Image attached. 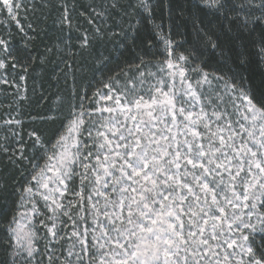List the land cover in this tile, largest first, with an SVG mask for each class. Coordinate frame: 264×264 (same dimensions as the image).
<instances>
[{"label": "snow or ice", "instance_id": "snow-or-ice-1", "mask_svg": "<svg viewBox=\"0 0 264 264\" xmlns=\"http://www.w3.org/2000/svg\"><path fill=\"white\" fill-rule=\"evenodd\" d=\"M21 7L23 0H0V14L6 12L9 19L16 20ZM194 7L218 17L219 29L194 20L197 40L185 55L175 53L180 44L155 24L164 45L161 55L167 57L159 69L167 70L164 78L145 88L154 74L141 71L145 60L137 54L139 64L121 68L103 84L106 92L94 94L96 103L111 106L88 111L85 93L55 139L40 129L30 133L46 163L34 166L33 171L39 168L32 175L35 184L23 189L17 207L27 200L31 212L42 215L36 207L39 196L52 213L50 227L43 220L39 225L53 239L58 235L55 219L71 218L74 209L92 223L72 233L79 251L73 245L57 254L45 246L46 256H41L36 247L40 228L28 212H17L7 225V247L14 257L10 264H264V239L259 245L255 240L256 233H264V76L254 85L245 74L253 64L250 44L264 66V0H202ZM125 8L152 15L150 0L128 5L112 0L98 15L111 18L117 12L123 19ZM66 20L64 15L59 22ZM134 31L96 29L108 39L121 36L122 47H139ZM90 45L85 35L81 48ZM7 46L0 38V49ZM147 47L155 45L148 41ZM209 50L214 63L190 66L198 52ZM0 68H6L5 58ZM188 73L198 79L190 80ZM133 74L139 76V91ZM121 77L127 79L124 92L116 87ZM40 119L55 122L58 117ZM14 123L20 121H5ZM17 159L24 161L22 150ZM76 178L81 189L73 190L77 203H62Z\"/></svg>", "mask_w": 264, "mask_h": 264}, {"label": "trees", "instance_id": "trees-1", "mask_svg": "<svg viewBox=\"0 0 264 264\" xmlns=\"http://www.w3.org/2000/svg\"><path fill=\"white\" fill-rule=\"evenodd\" d=\"M112 0H50L44 3L46 8H36L29 14L28 22L23 20L24 28L11 23L4 33L8 50V71L15 75L26 73L28 89L22 100L13 99L0 94V119L8 114L18 113L21 122L14 126L15 133H7L3 140L7 146L0 149V264H10L14 257L9 255L7 247L8 220L19 212L17 207L23 189L32 183L35 165H41L45 159L33 148L30 133L40 129L45 136L55 139L63 132L73 105L80 103L81 97L89 95L94 87L103 85L109 77L131 64L140 61L137 54L143 56L145 67L161 61L164 57L163 44L157 38L155 24H161L163 33L173 42L180 44L176 53H184L193 48L197 35L194 31V20L203 21V26L217 27L219 18L209 10L194 7L202 0H150L152 15L125 8L123 19L117 12L100 17L105 6ZM123 5L138 3L136 0H119ZM65 7L69 11L70 26L65 21ZM191 9L185 11L184 9ZM171 10V11H170ZM120 11V10H117ZM6 14V12H5ZM137 20L140 21L137 24ZM119 21V26L116 25ZM132 25V29L129 28ZM31 25V27H29ZM4 28V27H3ZM96 28L102 33H121L134 31L136 44L139 47H122L121 36L111 39L98 35ZM88 32L91 45L81 48L83 32ZM259 31V29L257 30ZM155 47L149 49L147 42ZM148 53V55H145ZM249 54L253 64L246 75L251 76L252 83L259 85L264 76V66L259 64L256 48L249 45ZM207 60L214 63V54L209 51L198 52V59L191 65H199ZM211 71L212 69H208ZM230 75V74H229ZM18 80V77H16ZM12 84H9V86ZM7 88V87H4ZM54 113V114H51ZM55 115L58 119L41 120V117ZM13 127V126H12ZM7 126L0 127V131ZM1 143V142H0ZM21 150L25 157L18 161ZM16 152V153H15ZM264 239V233H257V245Z\"/></svg>", "mask_w": 264, "mask_h": 264}, {"label": "rangeland", "instance_id": "rangeland-1", "mask_svg": "<svg viewBox=\"0 0 264 264\" xmlns=\"http://www.w3.org/2000/svg\"><path fill=\"white\" fill-rule=\"evenodd\" d=\"M136 1H138V0H136ZM44 3L50 4V0H23L24 7H21V9L19 10L16 20L9 19L7 16V13L6 14L5 13L0 14V38L4 39L3 35H1V32H2V34H3V32L8 33L9 31H6V28L8 26H10L11 23H14L16 26L24 28L23 20L28 22L30 12L33 13L34 9L42 8V4H43V8H46V5ZM25 8H27V11H25ZM64 15H67L69 17V11L67 10V13H65V11H64ZM65 23L67 26H70L69 20H66ZM85 35H87L90 39L88 32H86V31L83 32V36H85ZM81 42H82V40H81ZM162 47L164 50V45ZM8 52H9L8 46H7L6 50L0 49V58L6 59V68H0V94L8 96V98L11 101L15 98H16V100H22L24 97H26V93H27V89H28V85H29L28 81L26 79V73H21V75L19 76V74L15 75V74L10 73L8 71L7 66H8V61L10 59V58H8ZM176 54H178V53H176ZM163 57L164 58L161 61H159L158 63L146 66V67L141 69L142 72L154 74L153 78L146 81L145 88H147V86L149 84H155L157 80L164 78L166 76V72H167L166 69L164 72H161L159 70L163 64V61L165 59H167L166 56H163ZM190 66L195 67L193 65H190ZM133 75L136 76V88H137V91H139V88H140L139 76H138V74H133ZM187 75H188V78L192 81H195L196 79H198V77L195 75V73H188ZM16 77H18V80H16ZM4 81H7V83H5ZM107 82L108 81H106L105 83H107ZM9 84H12V86L11 85L9 86ZM126 84H127V79L125 77H121V79L117 82L116 87L120 90V92H124V91H126V88H125ZM4 87H7V88H4ZM128 87L130 88L131 85H128ZM176 87H177V89H179V81L178 80H177ZM98 89L101 92L107 91L106 89L103 88V85H99L97 87H94L93 90L90 92V94L86 95L87 98L83 99L84 108L86 110L91 111L93 108H99V107H102L104 105L111 106V102L101 101L99 103H96V101L98 100V97L94 96V94L97 92ZM80 103H81V101H80ZM80 103H78L77 105H79ZM90 104H91V108L89 107ZM228 107H229V112H231L230 105ZM75 110L80 111V108L76 107ZM211 110H212L211 108L207 109V111H209V112ZM71 111H72V108L69 111V113ZM51 114H54V113H51ZM97 115L99 116V114H97ZM104 115L106 116L108 114L104 113ZM68 116H69V114L67 115V117ZM21 117L22 116H20V114H18V113H12V114H8L4 118L0 119V127L7 126L6 129H3L0 131V138L1 139H4L6 137L7 133H11V134L15 133V131L17 129L14 126H18L20 124V123L19 124L14 123L11 125H6L5 121L14 119V120H18L21 122V120H20ZM67 122H66V124H67ZM64 131H65V129H63V132ZM80 138L82 140H86L87 134L85 133L84 136H82ZM0 142H1L0 143V149L1 148H7V146L3 140H0ZM89 150H91V149H89ZM45 163H46V161H44L40 166H43ZM80 170L81 169L77 166L76 171L79 172ZM38 171H39V168H37V171L35 172V174ZM32 184L34 185L35 182L32 181ZM51 186L52 185H50V187ZM69 189H70L69 191L65 192L64 197L60 198L61 202L64 204H68L69 201H71L73 204H75V203H77V198L74 196L73 190L74 191H80L81 190L80 189V179L76 178L71 184H69ZM85 195H87V192H85ZM35 199L37 201L36 207L39 209V211H40V213H42V215L36 216L34 213H32L30 204L28 203L27 200H25L23 207H19V212L20 213L28 212L30 215H32L33 216V223L37 224V226L40 228L38 235H39V237H41V239H39L36 242V247H37V249L40 250L41 256H46V253L44 252L45 246H47L50 249H54L57 254H59L61 251L72 250L73 245H76L75 250L79 251V245L77 243V237L73 236L72 233H73V231H83V229L85 227L90 228L91 223H92L91 218L89 217L87 221L81 220L79 217L86 215V213H84L82 211L77 212V210H75V209L72 212L71 218L65 217V216H58L55 219V223L57 225L58 235H57V238L53 239V237L44 229V227L42 225H39V221L43 220L45 222V224H48L50 227L51 224L48 221L47 217L51 216L52 213L44 207V201L39 196H36ZM257 210L258 211L262 210L261 205L259 203L257 205ZM74 220L76 221L75 227L73 226ZM45 264H46V261H45Z\"/></svg>", "mask_w": 264, "mask_h": 264}]
</instances>
